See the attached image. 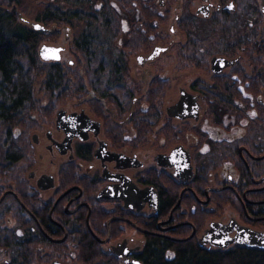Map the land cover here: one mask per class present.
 Returning <instances> with one entry per match:
<instances>
[{"label":"flooded vegetation","instance_id":"1","mask_svg":"<svg viewBox=\"0 0 264 264\" xmlns=\"http://www.w3.org/2000/svg\"><path fill=\"white\" fill-rule=\"evenodd\" d=\"M187 2L191 7L185 15ZM258 4L262 16L254 12ZM159 6L167 11L163 18L171 22L170 41L164 47L157 46L163 50L155 58L149 59L153 52L145 53L144 48L132 53L122 46L127 51H122L123 73L120 72V78L117 74L107 78L105 93L97 91V94L87 85L90 97L77 95L74 98L80 97L75 111L56 112L52 129L36 131L32 142L26 132L13 137L15 144L23 145L22 150L28 145L31 154L18 163L20 180L0 182V189H4L0 198L7 194L2 203L10 208L7 215L15 218L12 228L17 227L15 215L20 210L9 196L24 205L18 191L25 189L23 194L37 199L45 209L52 202L48 227L66 230L58 221L61 218L66 225L70 224L66 230L69 231L76 218L86 212L88 229L102 243L107 255L116 257L120 264L145 263L140 255L150 236L174 240L194 234L188 240L200 243L213 223L264 232V164L261 163L264 158L258 159L264 156V132L260 131L259 138L252 132L264 130V0H177L176 6L165 3ZM241 17L253 19L252 22L248 19L244 33L236 32L230 40L223 38L212 52L199 49L202 54L198 55L193 51L197 45H193L197 37L190 30L194 20L201 18L207 26L231 21L236 31ZM191 20L193 24L187 34L181 25ZM123 22L127 27L124 40L131 29L127 20ZM70 28L74 35V29ZM182 33L185 43L178 41ZM191 34L195 36L193 40ZM60 37L61 42L63 36ZM63 49L61 57L66 59L67 48ZM163 54L173 57L174 68L184 65V55L185 64L191 62L195 70L175 71L172 78L153 74L146 66ZM189 56L192 60L188 62ZM134 57L135 63L131 62ZM126 79H129L127 83ZM108 86L116 88L108 90ZM171 89H175L176 97L168 103L166 98ZM124 95L128 97L123 98ZM60 111H65L61 127L57 122ZM141 114L142 126L135 127L131 120L135 115L139 120ZM69 132L74 136L68 143ZM39 147L46 154L38 155ZM242 165L249 177L243 175ZM69 167L76 178L64 190L62 179L67 180L65 172ZM176 191L179 197L173 204ZM226 197H232L231 203L225 201ZM168 201L172 205H168L170 209L165 214ZM62 203L63 215L56 220L55 210ZM238 204L244 218L236 211ZM22 207L33 216L29 208ZM99 215L107 216L105 237L93 232ZM36 217L40 224L41 219ZM113 224H116L114 232ZM4 225L1 217L0 227ZM181 228L187 234L177 237L176 232ZM20 234L23 235L22 231ZM205 246L210 248V244Z\"/></svg>","mask_w":264,"mask_h":264},{"label":"trees","instance_id":"2","mask_svg":"<svg viewBox=\"0 0 264 264\" xmlns=\"http://www.w3.org/2000/svg\"><path fill=\"white\" fill-rule=\"evenodd\" d=\"M98 1L101 2V6L96 8ZM21 3V0H0V128L9 130L10 136L15 128L20 127L29 131L37 127L34 113L42 111L40 101L35 98V86L38 82L40 91L47 100H50L47 111H43L40 115L43 120L51 119L59 102L67 101L77 95L90 97L86 92L87 85L96 92L105 93L107 78H110L111 74L121 77L120 72L123 73L124 70L122 68L123 54L113 41L121 37L123 19L127 20L131 30L126 33L122 46L130 49L132 53L141 48H148L156 25L165 21V18L145 0H85L83 5H88L85 6L86 11L93 12L88 16L89 18L82 17L83 11L80 10L70 9L69 12H62L49 5H41L43 8L37 19L33 21L42 24L46 30H36L31 25L20 21L18 11L24 14ZM190 7L191 3L187 2L184 9L185 15ZM259 9L258 4L254 12L262 16ZM73 20L87 21L93 27L99 29L102 26L112 32V37L109 36L108 39V42L111 41L109 43L110 57L113 58L111 63L99 58L98 53L102 51L100 42L96 43L82 37L79 39L75 34H71L68 40L65 38L64 27L72 25ZM192 24V20L187 23L183 21L181 28L189 34ZM50 33L54 34L52 36L56 40L63 36L62 40L68 46L66 53L69 58L52 62L41 59L39 55L41 42L51 37ZM194 38L195 36L192 35V40ZM196 44L197 40L193 45ZM112 88L114 90L116 86H108V90ZM161 88H163L162 84ZM158 95L159 93L156 94ZM126 97L128 95L123 96V98ZM128 103L130 106L131 102ZM149 103L153 108L154 101L151 99ZM136 117L137 115L133 117L131 123L135 127H141L142 114L139 119L140 124ZM2 137L5 136L0 135V176L7 173L9 177L20 180L22 176L18 163L31 154V148L25 145L22 150V144H15L14 141L8 143V140L3 142ZM241 169L243 175L249 177L244 165ZM65 173L68 177L67 180L62 179L64 190L72 186L76 178L71 167ZM0 182H3V178ZM3 191L4 189H0V196ZM24 191L25 189L18 191L24 205L9 196L12 203L20 210L15 215L17 227H0V247L11 251L13 255L7 264H52L55 260L64 264H120L116 257L107 255L102 243L88 229L86 212L76 218L72 229L66 231L70 224L66 225L61 218L56 219L57 216L63 215L64 204L62 203L55 210V219L62 222L66 230L48 227L46 224H50L49 212L52 209V202L45 209L37 199L23 194ZM178 197L179 191H176L175 199L172 200L173 204L178 201ZM231 200L232 197L225 198L227 203H231ZM167 203V206L172 205L170 201ZM22 206L29 208L33 216H29ZM170 206L167 207L165 214L168 213ZM5 207L6 203L3 202L0 205V218L10 211L9 207ZM35 217L41 219V225L37 224ZM242 217L244 218V215ZM106 218L105 215H99L97 229L93 230L98 237H105L107 234ZM114 226L116 224L111 226L112 232H114ZM18 230L22 231L23 235L18 233ZM185 231V228L179 229L176 236H186ZM187 231L190 230L187 229ZM66 232L68 236L64 241H55V237L59 238L58 240L65 238ZM117 235L118 233L115 237ZM140 258L146 264H264V248L242 245H233L224 249L208 248L193 239L176 241L150 236Z\"/></svg>","mask_w":264,"mask_h":264},{"label":"rangeland","instance_id":"3","mask_svg":"<svg viewBox=\"0 0 264 264\" xmlns=\"http://www.w3.org/2000/svg\"><path fill=\"white\" fill-rule=\"evenodd\" d=\"M85 0H21V9L22 12L28 16L29 19H31L32 21L34 19H37L39 12L42 10L43 7H41V5L46 4L51 6L52 8H56V9H60L62 12H66L71 9V10H80L83 11V15L82 17L84 18H89L88 16L90 14H93V12L91 11H86L88 5H83ZM145 2L149 3L152 5V7L154 9H156L158 11V13L164 17L165 13H167V11H165V9L160 8V0H145ZM163 3H165V5L169 6L172 5L176 6L177 5V0H163ZM101 6V2H97L96 4V8ZM93 11V8L91 9ZM85 12V13H84ZM241 14V13H240ZM242 16V14H241ZM250 21L252 22L253 19L249 18ZM248 19H243L241 17V21L240 22V26L238 27V29L236 31L233 30L232 28V23L231 21H227V24H222L221 23H217L215 22V24L213 25H209L207 26V24L203 23L201 21V18H197L196 20H194V26L191 33H193L196 37L198 43L196 46H194L193 51H196L198 53V55L202 54L201 51H205L207 49V51H214L216 50L217 47V43H221L223 38H227V40L231 39L232 36H236L235 33L239 32V33H244L248 27ZM101 23V22H100ZM102 24V23H101ZM239 24V23H238ZM70 26L74 29L75 31V36L78 37L79 39L85 38L89 41H95L96 43H101L102 45L100 46V49H102V51H99L98 54L99 58L101 59H105L106 62L111 63L113 58L110 57V53H111V46L109 45L108 39L109 36L112 37V32H110V30H108V28H104V27H100L99 29L97 27H93L92 25H90L89 22L87 21H79V20H73L72 21V25L70 24ZM123 26V31L122 34L120 35V39L116 38V40H114V45H116L119 50L122 52L124 49L122 47V42H123V35H125V31L127 30L126 27V23L123 22L122 23ZM170 26H171V22L169 23L168 20L165 19L164 22L159 23V27H156L155 32L151 38V43L149 45L148 48H144L142 49L145 53H149V52H153V49L157 46L160 47H164L169 43V30H170ZM186 33V32H185ZM51 37H48L47 39H44L41 42V46L45 43L50 42L51 44L54 43H60L63 47L68 48L66 45L62 44V42H60V38H58L57 40L52 36L54 34L50 33ZM180 38V39H179ZM59 41V42H58ZM178 41L179 43H185L186 42V37L185 34H179L178 37ZM109 45V47H108ZM41 48V47H40ZM109 48V49H108ZM198 49V50H197ZM199 49L201 51H199ZM176 50V49H175ZM141 51V52H143ZM174 51V50H173ZM125 53H127V51H123ZM64 56L61 57L62 59ZM68 57V54L66 56V59ZM184 58V55L182 56ZM69 58V57H68ZM118 58V57H115ZM182 58V63H184V65L180 68L178 65V67L174 68L172 66H174L173 62V57L167 54H163L160 57L156 58L155 61L148 67V70H151L153 74H162L166 77H174L173 75L181 70H185V72H191L194 71L195 68L192 66V63L189 62V60H192V57L189 56L187 61L189 62L188 65L185 64V60ZM195 58L197 60H199V57L195 55ZM134 61L133 63H135V57L134 59L132 58L131 62ZM175 61V59H174ZM181 63V64H182ZM176 71V72H175ZM150 72V71H149ZM131 77H134V73L132 72ZM137 79V78H136ZM129 79H126V83L128 82ZM140 87V86H139ZM133 89V87H131ZM35 98L37 100L40 101V105H41V109L42 111L39 112H35L34 114V118L37 122V127H35L34 129L31 130H23L22 128L18 127L12 130V135L10 136V134L8 133L9 130H3L2 128H0V135L1 136H5L2 137L3 142L8 140V143H13V137L17 138L19 137L21 134H24L25 132H27V137L29 138V140H31L30 142H32V137L34 135V133H36V131L40 132L41 130H50L52 129L53 125H55V117H56V112H58L60 109H66L68 111H75L77 106V102L80 96H78V98H72L68 101H62L59 102V104L56 105L55 107V112L53 113V115L50 117L51 119L47 118V120H43L41 117V113H43V111H47L48 109V105H49V101L47 100V98L44 97L43 93L40 91V84L38 82V84H36L35 86ZM176 97V91L175 89H171V91L168 92L167 94V102H173L174 98ZM144 108H146V106H144V104L142 105ZM260 131L264 132V130H253L252 132H254V135L256 138L262 137L260 135ZM264 137V136H263ZM257 141L254 140V142ZM39 153H43L46 154L45 151L39 147L37 149V154L39 155ZM262 164H264V160L263 162H261ZM49 169V168H48ZM50 170V169H49ZM10 175H7V173L5 175L0 176V179L3 178V182L6 183L8 180L12 179V177H9ZM241 206H236V211L239 212L241 215L243 214V210L240 209ZM242 211V212H241ZM4 219V223H5V227H9L12 228L14 227V225L16 224L15 222V218L12 216V214L7 215V217H3ZM10 219V220H9ZM2 220V219H1ZM2 222V221H1ZM19 233H21V231H19ZM13 258L12 252L6 249H3L0 247V264H7L10 262V260ZM45 264V263H44ZM51 264V263H50Z\"/></svg>","mask_w":264,"mask_h":264},{"label":"water","instance_id":"4","mask_svg":"<svg viewBox=\"0 0 264 264\" xmlns=\"http://www.w3.org/2000/svg\"><path fill=\"white\" fill-rule=\"evenodd\" d=\"M160 4L163 5V0H160ZM264 12V7L262 8ZM20 21L22 23L31 25L34 29L36 30H46V28L38 23L34 22L31 19H29L27 16L22 14L20 11H18ZM66 33V39H70V34H71V28L69 26L64 27ZM62 42V41H61ZM62 44H66L65 42H62ZM60 43H54L52 45H43L40 50H39V55L41 59L45 62H52V61H59L61 60V52L64 50L62 46H60ZM163 50L160 47H156L152 53V55L149 57V59L155 58L159 52ZM65 111H60L58 114V126L61 127V121L65 119L64 117ZM75 118L71 121L74 122ZM66 125L67 122H64ZM63 126V125H62ZM70 127V126H68ZM68 132V130H67ZM74 134L72 132H69L68 140L67 142L69 143L72 139ZM264 156L258 158V159H263ZM190 169V166H189ZM110 188L108 187V193H110ZM7 194H4L0 198V204L4 200ZM112 198H121V195H111ZM179 205V204H178ZM235 233L234 236H231V234ZM194 234H192L189 238L184 239V240H179V239H174L176 241H187L188 239L192 238ZM57 242L64 241V238L62 240H55ZM200 244L202 246H205L207 244H210V248L216 247L218 249H224L228 248L231 245H242V246H247V247H257V248H264V232L252 230L247 227H239L235 226L234 224H227L223 225L221 223H213L210 225V228L205 232V234L201 237L199 240ZM52 264H63L61 261L55 260L53 261ZM126 264V263H124ZM131 264H145L140 261H135L134 263Z\"/></svg>","mask_w":264,"mask_h":264}]
</instances>
